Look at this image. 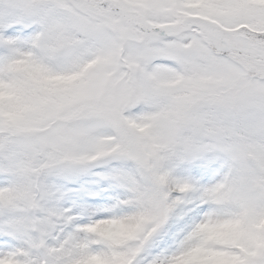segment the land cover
<instances>
[{
  "label": "snow or ice",
  "instance_id": "6c2138e0",
  "mask_svg": "<svg viewBox=\"0 0 264 264\" xmlns=\"http://www.w3.org/2000/svg\"><path fill=\"white\" fill-rule=\"evenodd\" d=\"M0 264H264V0H0Z\"/></svg>",
  "mask_w": 264,
  "mask_h": 264
}]
</instances>
